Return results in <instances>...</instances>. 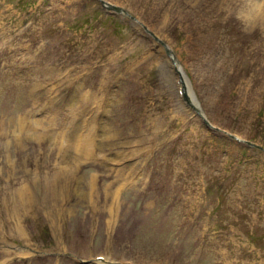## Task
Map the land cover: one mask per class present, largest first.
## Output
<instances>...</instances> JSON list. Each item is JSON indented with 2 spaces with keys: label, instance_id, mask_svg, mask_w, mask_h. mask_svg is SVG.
Returning a JSON list of instances; mask_svg holds the SVG:
<instances>
[{
  "label": "rangeland",
  "instance_id": "1",
  "mask_svg": "<svg viewBox=\"0 0 264 264\" xmlns=\"http://www.w3.org/2000/svg\"><path fill=\"white\" fill-rule=\"evenodd\" d=\"M105 2L0 0V264H264V0Z\"/></svg>",
  "mask_w": 264,
  "mask_h": 264
},
{
  "label": "bare ground",
  "instance_id": "2",
  "mask_svg": "<svg viewBox=\"0 0 264 264\" xmlns=\"http://www.w3.org/2000/svg\"><path fill=\"white\" fill-rule=\"evenodd\" d=\"M254 13L256 14V11L254 10V9H252V7H250V10L246 13V19L247 20H249V21H253V20H255L254 19V17H255V15H254ZM179 72V71H178ZM179 74V77H180V79H182V81L184 82L185 81V83H187V87H188V89H189V80H188V78H187V75H186V72H185V70L181 67V73H178ZM190 92H191V95H190V101L192 102V103H195V96H194V94L192 93V90L190 89ZM75 95V94H74ZM85 96H88V97H90V98H92V96L94 97L95 96V93L94 94H87V95H85ZM84 96V97H85ZM68 128H70V127H68ZM46 131V130H45ZM68 137H70L71 136V133L70 134H68L67 135ZM68 141V140H67ZM65 150V148H63V150H61V151H64ZM62 171H63V169L62 168H60L59 167V170H57L56 171V173H55V175H54V180H56V178H57V176L58 175H60L61 173H62ZM56 182H54V187H53V189H55L56 187ZM24 188H25V185L23 186ZM24 188H22L23 189V192H22V195L23 196H25V189ZM18 228H19V226H18Z\"/></svg>",
  "mask_w": 264,
  "mask_h": 264
}]
</instances>
